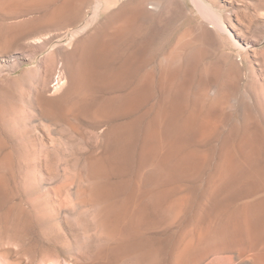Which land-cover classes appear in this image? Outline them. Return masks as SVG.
<instances>
[{
	"label": "rangeland",
	"instance_id": "374dc122",
	"mask_svg": "<svg viewBox=\"0 0 264 264\" xmlns=\"http://www.w3.org/2000/svg\"><path fill=\"white\" fill-rule=\"evenodd\" d=\"M96 1L0 0V264H264V0L92 21Z\"/></svg>",
	"mask_w": 264,
	"mask_h": 264
},
{
	"label": "bare ground",
	"instance_id": "6f19581e",
	"mask_svg": "<svg viewBox=\"0 0 264 264\" xmlns=\"http://www.w3.org/2000/svg\"><path fill=\"white\" fill-rule=\"evenodd\" d=\"M118 2H119V0H103V1H100V0H97L96 1V5H95V8H94V12H93V15L91 16V20L92 21H94L97 17H99V16H101L103 13H105V12H109L108 14H107V16H106V21L107 20H111V19H114V18H116V17H119L120 19H125V18H127L128 17V7H129V5L131 4V2H134V3H136V5H137V8H136V11H137V13H139V14H147V13H149V12H152V11H149V9H148V3L150 4V3H152L153 4V9H154V11L155 10H157L158 8H160L161 9V11H162V13L163 14H165V15H167L168 14V9H169V4H176L177 6H178V8L180 7V8H183L184 9V7H183V3H182V1L181 0H134V1H125V3H123V4H121L120 6H119V8H115V6H117V4H118ZM196 4H197V2H196ZM198 6V5H197ZM174 8V7H173ZM179 8V9H180ZM152 9V8H151ZM171 9V8H170ZM202 9V8H201ZM174 10V9H173ZM204 13H206V12H204ZM207 13H209L208 11H207ZM206 13V14H207ZM159 16V15H158ZM147 17V16H146ZM211 17V15L209 16V18ZM134 19V18H133ZM170 19V18H169ZM159 20V19H158ZM160 20H161V18H160ZM159 20V21H160ZM217 25V24H216ZM158 26V25H157ZM218 27L220 26L222 29H224V30H229V29H227V27H226V25H224V24H218L217 25ZM160 27V26H159ZM212 28V26L211 25H209V24H207L206 22H204V23H202L201 25H200V27H199V32H201L200 34V37L199 38H201L202 39V41H204V42H201L200 44H199V46H203V45H206L205 43L206 42H209V44H211V41L213 40V39H215V33H214V31L211 29ZM156 33V32H155ZM228 33H230V32H228ZM93 33H91L90 35H92ZM106 40H107V38H105ZM102 40V39H101ZM103 41H104V39H103ZM112 42V41H111ZM192 42V41H191ZM113 43V42H112ZM108 45V43H104L103 45H102V48H103V46H105L106 47V45ZM216 44V43H215ZM143 45H145V44H143ZM109 46V45H108ZM106 49V48H105ZM104 50V49H103ZM177 50V49H176ZM201 53H200V55H203L204 54V52H205V48L204 47H202L201 49ZM174 51V50H173ZM209 51V50H208ZM172 52V51H171ZM170 52V53H171ZM134 53H135V51H134ZM134 53H131V54H129L127 57H128V60L123 64V68L122 67H120V68H122V69H125V68H130V70L128 69V73H130L131 72V70L132 69H134V70H136L134 67H138V65L140 66V64L141 63H145L144 61H146L141 55H139V54H134ZM174 55H175V53L174 54H170V56H169V62H171V61H173L172 59L174 58ZM178 55H180V53L178 54ZM179 57V56H178ZM178 57H176L175 59H177ZM103 59H105V58H103ZM107 59V58H106ZM168 59V58H167ZM99 61V60H98ZM102 61H104V60H102ZM101 61V62H102ZM233 61V60H232ZM147 62V61H146ZM168 62V63H169ZM148 63V62H147ZM146 63V64H147ZM168 63L166 64V71H167V69H168V71H169V68H167V65H168ZM173 63V62H172ZM191 63H192V60H191V58H188V59H186V61H184L180 66H178V71H176V69H175V71H176V73L177 72H181L182 70V76L181 77H178V76H176V74L175 75H170V77L169 76H167V78L169 79V81L171 80L172 81V86H171V88H170V85L167 83H165V87L167 88V90H170L169 92L170 93H172V95H173V97H174V100H173V104H172V106H171V108H170V110L172 111V112H174V114L176 113H178L179 111H180V109H181V104L178 102V99H177V97H178V95L180 94V92H182V91H185L186 89H188L189 88V85H187V83H189V78L190 77H188V74L190 73V71L188 72V70H189V67H190V65H191ZM232 63V62H231ZM231 63H229L228 62V58L225 56V55H223L222 56V58H221V60H220V62L217 64V63H212V62H210V63H208L206 66H205V73H207V76L208 77H210V81L208 80L207 82H208V85H207V87L209 88V89H211V88H215V90H218L221 94H222V92H225V93H229V88H227L226 87V84L227 83H229V81L232 79V75H233V70H232V68H233V65H236V63L235 62H233L232 64ZM151 64V63H150ZM170 65V64H169ZM171 66H172V64H171ZM149 67V66H148ZM170 67V66H169ZM177 67V66H176ZM235 67H237V66H235ZM154 68V67H153ZM164 68H165V66H164ZM171 68V67H170ZM183 68V69H182ZM237 69V68H236ZM133 71V70H132ZM171 71V70H170ZM172 72H173V70H172ZM226 73V80H225V84H222V83H217L216 81H214V80H217V77H219V75H221L222 73ZM124 73V72H123ZM133 73V72H132ZM164 73V72H163ZM166 74H167V72H165ZM169 73V72H168ZM216 73H217V77L216 78H214V76L216 75ZM165 76V75H164ZM163 76V77H164ZM166 77V76H165ZM164 77V78H165ZM164 78H162V79H164ZM174 78V79H173ZM168 79H166V81L168 80ZM191 79V78H190ZM213 79V80H212ZM147 80H149V79H147ZM176 80H177V84H175L174 85V82H176ZM145 83H143V85H144ZM142 85V86H143ZM138 87H140V86H138ZM137 87V88H138ZM145 88V87H144ZM205 88V87H204ZM147 89V86H146V88L145 89H142V90H145V92H149V91H147L146 90ZM137 90V89H136ZM141 89H140V91H142ZM166 90V91H167ZM139 91V92H140ZM165 92V91H164ZM168 92V93H169ZM135 93V92H134ZM144 93V92H143ZM169 93V94H170ZM133 94V92L131 93V95ZM136 94V93H135ZM139 94V93H138ZM137 94V95H138ZM147 94V93H146ZM149 94V93H148ZM147 94V95H148ZM130 95V96H131ZM223 95V94H222ZM140 96V95H139ZM224 96V95H223ZM136 97H134L133 99H135ZM138 99V98H137ZM136 99V100H137ZM131 101V102H130ZM165 104V103H164ZM183 106V105H182ZM135 107V102H132V100L130 99V100H128V102H127V104H126V108H128V109H131V108H134ZM166 107V106H165ZM161 109H162V107H161ZM171 112V113H172ZM183 112V111H182ZM181 112V113H182ZM161 115V114H160ZM163 116V115H162ZM178 116V115H177ZM166 118V117H165ZM178 118V117H177ZM163 120V119H162ZM173 120V119H172ZM170 123V122H169ZM172 124V123H171ZM161 129V128H160ZM192 129V128H191ZM152 138V137H151ZM164 139V138H163ZM153 141V140H152ZM165 143V142H164ZM147 149V148H146ZM163 149V148H162ZM162 152V151H161ZM160 153V152H159ZM169 153H171V151H169V152H166L165 154H164V156H168V154ZM159 158V157H158ZM165 160H166V158H165ZM156 161H158V160H156ZM226 161V160H225ZM196 162V161H195ZM153 163H154V161H153ZM156 163V162H155ZM227 163V162H226ZM227 165V164H226ZM158 166V165H157ZM160 166V165H159ZM195 167H197V165H189V163L188 164H186V162H182V163H180V170H178V168H179V166L178 167H175V168H173L172 170H170L169 172H170V174L171 175H175V174H180V172H191V171H193L194 169H195ZM227 167V166H226ZM157 168V167H156ZM234 168V167H233ZM168 169V168H167ZM166 171V170H165ZM180 171V172H179ZM226 171H229V167L228 168H226ZM250 174H252V173H250ZM254 174H256V173H254ZM254 174H252V177H253V175ZM164 175V174H163ZM166 175V174H165ZM258 175H263L264 176V172H258ZM167 176V175H166ZM169 176V175H168ZM255 176V175H254ZM165 177V176H164ZM173 178V177H172ZM165 179H166V177H165ZM250 179H251V176H246L244 179H243V181H242V185H243V187H244V185L245 186H247V188L250 186L251 187V182H250ZM254 186V185H253ZM234 187V186H233ZM263 206V205H262ZM261 207V206H260ZM261 208H264V207H261ZM259 210V209H258ZM264 210V209H263Z\"/></svg>",
	"mask_w": 264,
	"mask_h": 264
}]
</instances>
